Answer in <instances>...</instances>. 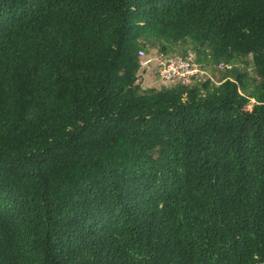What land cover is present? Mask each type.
Segmentation results:
<instances>
[{
    "label": "trees",
    "instance_id": "16d2710c",
    "mask_svg": "<svg viewBox=\"0 0 264 264\" xmlns=\"http://www.w3.org/2000/svg\"><path fill=\"white\" fill-rule=\"evenodd\" d=\"M0 264H264V0H0Z\"/></svg>",
    "mask_w": 264,
    "mask_h": 264
},
{
    "label": "built area",
    "instance_id": "2783aa9c",
    "mask_svg": "<svg viewBox=\"0 0 264 264\" xmlns=\"http://www.w3.org/2000/svg\"><path fill=\"white\" fill-rule=\"evenodd\" d=\"M141 69H148L153 62H156V75L159 86L171 88L178 84L192 86L197 81L209 78L207 70L197 61L196 54L189 52L183 56H169L161 52L152 59L146 55L144 50L139 51ZM220 68L232 70L233 65L220 63Z\"/></svg>",
    "mask_w": 264,
    "mask_h": 264
},
{
    "label": "rangeland",
    "instance_id": "374dc122",
    "mask_svg": "<svg viewBox=\"0 0 264 264\" xmlns=\"http://www.w3.org/2000/svg\"><path fill=\"white\" fill-rule=\"evenodd\" d=\"M144 51L146 55L152 59L156 58L161 53L158 49L148 47H145ZM191 51L193 52V50H188V52ZM167 54L169 56H179L182 55V52H168ZM231 64L234 67L232 71L220 68V63L206 66L205 69L209 74V78L202 80V82L209 81L211 85H219L223 78L227 76V78L236 80L242 91L246 88L248 92H250L256 80L254 67L250 59L248 57L240 58L238 60H233ZM156 67V62H153L148 69L140 70L138 82L142 88L160 87L156 75Z\"/></svg>",
    "mask_w": 264,
    "mask_h": 264
}]
</instances>
